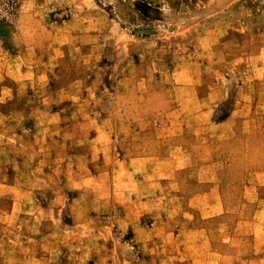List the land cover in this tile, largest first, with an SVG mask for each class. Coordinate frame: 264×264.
Instances as JSON below:
<instances>
[{
    "label": "rangeland",
    "instance_id": "374dc122",
    "mask_svg": "<svg viewBox=\"0 0 264 264\" xmlns=\"http://www.w3.org/2000/svg\"><path fill=\"white\" fill-rule=\"evenodd\" d=\"M180 1L0 0V181L28 183L45 238L27 264H195L186 213L202 264H264V0H203L214 41L173 28Z\"/></svg>",
    "mask_w": 264,
    "mask_h": 264
},
{
    "label": "crops",
    "instance_id": "0c3cea01",
    "mask_svg": "<svg viewBox=\"0 0 264 264\" xmlns=\"http://www.w3.org/2000/svg\"><path fill=\"white\" fill-rule=\"evenodd\" d=\"M219 4L220 3L209 1L204 3L203 0H181L178 3L173 2L172 5L170 4V8L166 7V10L173 12L172 9H176L177 12H175V16H177V21L173 22V28L181 31L185 36L188 32H192V34L198 36L195 39L196 41H214L215 35L218 33L217 25L214 27V25L211 24V29H205L203 22L206 19L217 17L221 8ZM123 79H125L127 83L122 86V89L140 90L152 88L150 85H147L148 78H146L144 73H132L130 78L125 76ZM47 117L49 120L46 125L52 124L51 127L53 128L57 126V123L58 126L60 125V116L58 112H52V114ZM44 130H47V127L43 128L41 133H44ZM52 131H54V129ZM24 183L25 182L0 181V185H4L9 188V190L15 192V194L10 195L9 198L11 207L2 210V215L7 222V234H5L6 238L3 239L2 242L0 241V247H2L5 252L7 251V264H27L26 257L23 259V252L28 249H36L38 245H41V242L45 240V238L41 236L43 234L42 228H36L32 231L27 225L28 221H33L34 219H36V221L39 220V215L41 213H38V210H34L38 199L29 192L28 183ZM16 192H19V194H16ZM185 215L189 216V219L182 221L179 229L178 235L181 239L180 247L182 252L187 255V259L195 264H202L201 262L205 258L203 256L205 252H203L199 235L203 232L202 230L205 229L202 226L191 225L194 217L193 214L188 215V213H186ZM170 224H174L173 221H170ZM213 253L219 254L217 251ZM12 255L14 257H12ZM34 262L35 264H47L48 261H45L43 257L36 254L34 256ZM208 263L213 264L212 261H208Z\"/></svg>",
    "mask_w": 264,
    "mask_h": 264
}]
</instances>
